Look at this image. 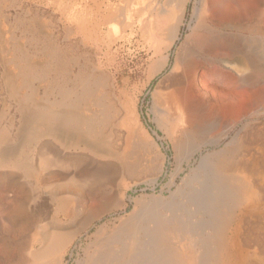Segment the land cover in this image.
<instances>
[{"label": "bare ground", "instance_id": "bare-ground-1", "mask_svg": "<svg viewBox=\"0 0 264 264\" xmlns=\"http://www.w3.org/2000/svg\"><path fill=\"white\" fill-rule=\"evenodd\" d=\"M218 1L229 18L223 28L238 34L222 40L211 36L216 20L210 17L209 0H199L191 33L178 58L180 63L175 65L176 76L170 86L162 87V83L159 87L162 93L178 86L167 92L168 97L166 92L163 96L168 98L165 104L169 109L159 106L160 125L173 142L176 160L168 182L169 195L152 196L148 201L131 199L133 209L126 221L119 226L105 222L91 233L92 241L82 257L79 255L81 264H160L162 260L169 264H264V222L257 220L258 214L264 220V211H256L264 208V133L247 123L231 141L206 154L204 149L221 146L222 140L195 138L202 134L205 118L217 116L219 111V102L211 103L199 86L202 76L198 71L205 67L208 53L227 50L223 66L238 76L252 64V58L238 48L239 43L253 46L243 36L251 27L242 14L243 7H252L253 0ZM254 2L260 8L255 6L250 16L262 21L264 0ZM170 7L173 12L161 35L174 45L180 39L188 3L175 0ZM238 16L240 22L232 20ZM38 37H34L41 38L36 42L40 43L38 49L16 48L13 58L3 60L12 69H4L0 77V168L14 175H9L13 184L3 191L0 209L8 208L2 200L10 197L12 188L27 194L18 182L20 177L34 182L32 191L37 184L49 187L53 176H59V184L51 186L54 194L43 198V203L38 202L35 192L14 198L12 228L20 233L21 224L28 220L26 231L31 238H12L14 243L5 245L3 258L10 257L12 264H65L78 240L106 213L128 208L126 180L131 183L142 173H149V179L150 174L159 178L168 170V155L138 128L124 132L116 127L112 134L110 127L123 118L125 109L111 97L109 77L99 74L87 59L65 54L47 37ZM168 50H160L159 61L150 68V78L168 65ZM256 54L264 56V51ZM34 56L43 59L36 63ZM250 94L245 106L253 109L264 100V90L255 97ZM94 106L101 109L95 112ZM225 125L234 128L238 124ZM124 139L129 142L127 146H119V140ZM191 141L195 147L188 146ZM198 154L197 165L186 172V166L192 167ZM237 175H243L242 181L231 179ZM173 186L176 189L172 190ZM187 235L192 241L183 244L186 250L176 252L167 244L168 237L187 239ZM126 240L129 246L123 247ZM118 244L122 245L120 251L115 249ZM195 247L202 252H196Z\"/></svg>", "mask_w": 264, "mask_h": 264}, {"label": "rangeland", "instance_id": "rangeland-1", "mask_svg": "<svg viewBox=\"0 0 264 264\" xmlns=\"http://www.w3.org/2000/svg\"><path fill=\"white\" fill-rule=\"evenodd\" d=\"M198 1L199 0H189L188 7L180 24V39L172 45L171 42L165 41L161 35L163 29L168 25V21H163V19L165 16L168 18L169 14L173 12L170 6L167 13L166 8L160 6L129 8L131 10L130 14L126 15L124 22H121L122 17L120 16V9L115 8V18L118 21L110 24L100 22V17L99 19L97 18L98 20H95L96 16H89L88 7L78 8L79 13L82 14L83 20L85 21L76 25L80 28L74 35L75 24L68 21L63 24L58 19L59 8L56 0H49L48 6L42 4L41 0H31L33 3L34 13L33 25L31 24L32 22L30 23L29 21H26L23 17V8L19 5L20 3L17 0H0V77H2L3 72L7 69H12L11 65L9 63H4L3 60L7 61L10 60V58H13L16 48H27L30 50L38 49L39 47L37 46H39L40 43L37 45L36 42H40L41 38L36 40L34 37H47L48 39L46 40L52 42L65 54L66 52H70L75 57L79 55L81 56V59H87L88 64H90L91 67L93 66L96 68L99 74L104 77H109L113 87L110 91H108L113 93V96L111 97L115 99L123 109H125V115L123 118L115 123V127H110L112 134H114L113 132L117 130L116 127L122 129L124 132L132 131L133 127L134 130H137L138 128V130H141L142 134H144L149 141L158 145L163 154L168 155V170L159 178L150 174L151 177L149 179V173H142L136 175L131 183L126 180L125 184L128 187L126 196L128 199V208L125 210H112L111 212L106 213L105 216L88 231V236H86L88 233H85L84 237L82 236L81 239L78 240L76 245L73 247L70 256L67 257L65 264H77L78 262V264H81L79 260L82 258L79 259V255L82 257V251L87 248L86 246H88L92 241L91 239H93V235H91V233L94 234L97 226L108 221L113 223L114 226H119L121 223L126 221L128 214H130L133 209L131 199L143 198L142 200L148 201L152 196H159L161 194L164 196L169 195V184L171 181L170 175L175 168L176 160L174 158L172 146L173 142L168 138L164 127L160 125L161 118L159 114V106L164 109H169L166 107L165 98L167 101L169 90L177 89L178 86H175V88L172 86V88L170 87L168 91L164 89L165 91L162 93L161 91L163 89H159V87L162 83V87H165L166 85L170 86L172 83L171 81L176 76L175 65L180 63L178 58L183 52V45L185 44L186 37L191 33L190 26L193 24L194 7L197 5ZM219 2L220 1L218 0H209L208 11L210 17L216 20V28L211 31V36L222 40L225 36H236L238 32L223 28L224 22L228 21L229 18L227 19L224 15ZM251 6L252 7L246 5L242 10L243 17H246V20L251 27L248 31H244L243 36L248 37V41L250 43L253 42V46H249V44L245 47L243 43H239L240 45L238 48L241 54L244 53L245 57L247 56L252 58V64H248L249 68L244 71L242 76H238L235 73L230 72L223 66V60L228 57L227 50H215L208 53L205 67L198 71L199 77L202 76L199 80V86H201L200 88L209 96V101H211V103L216 104L217 101L219 102V111L217 112V116L209 115L205 118L203 124L201 125L202 134L195 138H212L215 140H222L221 146L210 147L209 150L204 149V154L223 147L226 143L231 141L233 137H235L239 131L247 125V123H250V125L253 124V127L262 130L264 133V100L254 105L253 109L246 108L245 106L249 96L251 95L250 93H252V96L255 97L261 89L264 90V56H258L256 54L258 51H264V19L260 21L259 19H256V17L254 18L253 16H250L255 6L260 8L257 4H255L254 0L251 3ZM73 12L74 8H66V14H72ZM239 19H241V17H235L232 20L240 22L241 20ZM26 26H28L29 31H26ZM63 30L65 31L63 32ZM253 31H256L257 34ZM26 32H29L27 37L25 36ZM171 46L172 48L168 50ZM161 49L163 51L168 50L169 52L168 65L162 71H159L156 76H153L154 78L152 77V79L149 77L150 68L159 61V52ZM164 55H166V52ZM33 58L36 63H39L43 59L41 56H34ZM229 58L233 60L231 56ZM174 74L175 76H173ZM125 79H128V82H124ZM234 86L236 88H234ZM154 91L155 94L157 93V96L154 94ZM165 92L168 93L166 94ZM165 94L167 97L163 98ZM162 98L164 99V102L162 101L164 104L160 102L163 100ZM93 109L96 112L101 108L94 106ZM242 111L243 113L241 114ZM245 116H248V118H242ZM222 121H224L225 124L227 123V125H230L231 123H237L238 125L234 126V128H229L224 124V122L222 123ZM130 137L129 141L131 142L132 140ZM111 139H113V136H111ZM192 142L193 141L190 143L187 142L188 146L191 144L192 147H195V143L192 144ZM127 143L129 142L125 139L119 140L118 145L126 147ZM56 148L61 149L59 146H56ZM61 152L64 153L62 150ZM200 157L201 154L196 155V160L193 162V166H186V172H189L191 168L197 165ZM11 172L12 171L9 169L0 168V186L1 184L4 185L0 187V197L1 195L3 196V191L5 189L12 187L13 183L11 182V178L13 173L11 174ZM184 175L185 174L182 176L184 177ZM242 176L243 175H237L235 178L231 179L240 182L243 179ZM58 179L59 176H53L52 180L54 183L51 182L52 184H50V188H43L42 184H37L36 190L34 191H32L33 186H31L34 182H32L31 179L20 177L18 182L21 186L26 188V193L28 194L29 192L30 196L35 193L38 194V202L43 203L54 194L52 189L53 187L51 186L58 185L59 183L56 181ZM4 180H6V182H4ZM178 180V184H180L181 178ZM12 189L13 192L10 193V197H4L2 200L6 207L11 208L5 210L1 207L0 209V219L5 226L9 225L7 223V218L12 216L11 213L14 208V200L27 195L25 193L22 194L20 191L21 189L15 187ZM173 189H176V186H173L172 190ZM256 211H264V208L257 209ZM257 220L264 222L261 214L257 215ZM22 224L20 226V233L15 232L13 228L11 231L8 229L6 232H3V238L0 241V255L2 258L1 262L3 263L0 262V264H7L8 261H10L8 264H12L10 257L6 256V261L3 258L5 255V245H10L12 242L14 243L12 238L20 235L25 236L26 238L29 237V239L31 238L29 232L26 231L30 225L29 221H24ZM43 225H45V223H43ZM183 237L184 236H180L176 239L174 237H170L171 239L168 237L167 244L169 247L171 246V249H175L173 251H179L180 249L186 250L184 247L185 245L183 244H187V241H190L191 243L192 238L188 235L187 237L189 238L187 239ZM170 242L173 244L171 245ZM129 243L130 242L126 240L123 241L122 245L126 244L123 247H127V245L129 246ZM180 243L182 245H180ZM122 245H116V251H120ZM176 247L178 248L176 249ZM197 247H195L196 249L194 248L195 251L199 250V252H202V250ZM161 263L169 264L167 260H162L160 264Z\"/></svg>", "mask_w": 264, "mask_h": 264}, {"label": "crops", "instance_id": "crops-1", "mask_svg": "<svg viewBox=\"0 0 264 264\" xmlns=\"http://www.w3.org/2000/svg\"><path fill=\"white\" fill-rule=\"evenodd\" d=\"M17 1L20 3L19 5L23 8L22 9L23 17L25 18L26 21H29L30 23L32 22L31 24L33 25L34 23L33 22L34 21L33 3L31 2V0H17ZM41 1H42V4H44L45 6L49 5V0H41ZM56 1H57V6L59 8L58 19L63 24L67 23V21L74 23L75 24L74 25V28H75L74 35H75L76 31L77 30L79 31V28H80L79 26H76V25L81 24V22L85 21L83 20L82 14L79 13L78 8L88 7L89 16H92V15L96 16L95 20H98L100 17L99 19L100 22L105 23V24H110V23H116L118 21L115 18V13H114L115 8L120 9L121 11L120 16L122 17L121 22H124L126 19V15L130 14L131 10L129 8L145 7V6H155V7L160 6V7L166 8V13H167L169 6H171L175 0H56ZM188 1L189 0H187V3ZM66 8H74V12L72 14H66ZM168 18L165 16L163 21L166 20L167 22L169 20ZM64 31L65 30H63V32ZM28 33L29 32H26V35H25L26 37ZM64 38H65V33H64ZM10 208H7V209H10ZM10 217L7 218V223L9 224L8 226H5V224L0 219V241L3 238L2 237L3 232H6L8 229L10 231L12 230L13 225L10 221Z\"/></svg>", "mask_w": 264, "mask_h": 264}]
</instances>
